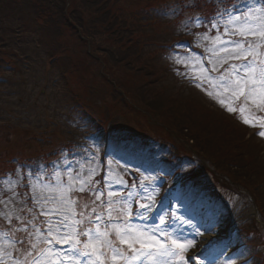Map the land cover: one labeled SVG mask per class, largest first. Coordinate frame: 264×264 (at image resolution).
<instances>
[{
    "label": "rangeland",
    "instance_id": "374dc122",
    "mask_svg": "<svg viewBox=\"0 0 264 264\" xmlns=\"http://www.w3.org/2000/svg\"><path fill=\"white\" fill-rule=\"evenodd\" d=\"M67 1L73 16L69 28L60 10L53 9L57 0L44 4L39 0H0V166L7 170L1 178L7 192L4 194L0 188V226L26 244L31 239L39 249H46L48 244L32 239L28 232L38 230L41 238L52 239L48 227L59 225L66 217L71 222L79 220L82 211L93 217L102 214L109 206V191H114L112 197L122 193L128 197L131 193V198L147 203L141 197L151 194L152 199L159 196L161 188L162 194L166 189L158 176L170 168V146L178 161L186 163L170 160L174 172L189 173L193 180L209 188L220 205L216 203L213 220L204 224L213 225V230L201 227L202 235L195 237L196 248L187 254L201 252L203 264H263L264 136L260 133L264 132V110L260 117L261 109L250 100L232 98L230 92L216 86L229 64L240 61L229 60L222 67L218 65L219 71H210V61L225 55L220 51V41L241 37L231 35V28L226 35L223 23L213 28L208 22H192L193 18L214 17L218 11L213 8L230 10V5L243 7L250 0H201L199 5L195 0L120 1L122 5H107V0ZM179 1L182 3L178 7L175 3ZM90 2L97 9L90 7ZM162 7L183 10L182 16L188 21L182 16L176 19L175 13L161 12ZM199 10L208 11L201 14ZM134 36L138 42L132 40ZM108 40L113 45L107 46ZM57 54L61 58L51 64L49 58ZM127 60L131 63L121 64ZM132 71L143 73L137 78L141 83L147 80L149 85L142 84V92L133 84L124 87L126 99L135 91L131 99L135 111H128L111 78L125 83ZM205 75L208 80L203 78ZM222 98L236 110L229 112L220 103ZM148 103L154 110L146 109ZM106 132L109 141L105 143ZM231 138L251 141L248 150L254 158L245 159L242 171L237 169V163L244 158H233L242 153L233 150ZM217 140H222L219 146ZM154 151L152 155L148 153ZM182 152L186 158H182ZM141 154L160 163V175L140 158ZM69 163L70 168L66 167ZM133 173L140 174L137 183L135 179L131 181ZM17 184L19 190L14 187ZM13 191L17 194L15 203L5 207L2 201ZM67 201L73 202L70 208ZM21 207V215L29 221L28 232L18 230L23 228L21 223L13 230L15 217L11 222L5 219L9 208ZM120 207V203L114 205V209ZM176 208L179 215L190 211L173 209ZM240 212L245 214L242 218ZM151 214L147 223H134L132 228L157 224L160 212ZM116 215L117 212L113 216ZM234 222L239 225L231 236ZM191 233L188 230L184 235L191 239ZM248 233L257 235V242L249 244ZM109 238L117 245L119 239L114 232ZM79 239L83 242L86 238ZM207 240L214 243L203 245ZM6 245L0 238V249ZM122 246L129 249L127 244ZM51 247L66 250L68 245L53 243ZM260 248L258 253L256 249ZM129 252L131 255V249ZM85 260L81 257V264ZM107 264H112L110 256Z\"/></svg>",
    "mask_w": 264,
    "mask_h": 264
},
{
    "label": "snow or ice",
    "instance_id": "6c2138e0",
    "mask_svg": "<svg viewBox=\"0 0 264 264\" xmlns=\"http://www.w3.org/2000/svg\"><path fill=\"white\" fill-rule=\"evenodd\" d=\"M192 22H208L212 24L213 28H217L223 23L226 35L229 34L231 28L233 29L231 35L241 37L237 40L220 41V36L217 35L216 39L220 41V51L225 55L218 57L216 62L210 61L212 63L210 71H219V67L229 60L240 61L238 64H229V67L220 74L216 86L230 92L232 98L243 97L246 102L250 100L252 104L264 110V0H250L243 7L234 4L230 10L224 9L219 12L218 16L210 19L193 18ZM212 51L215 53L216 49L214 48ZM204 71L208 72L209 70L205 69ZM203 78L209 79L207 75ZM209 94L211 95V93ZM220 103L226 106L229 112L236 110L230 103H226V98H222ZM240 110L244 111L243 108ZM245 123H248V120H245ZM260 135L264 136V132H261ZM92 158H94V154ZM66 167L70 168L72 164L69 163ZM80 190H84L83 186ZM93 191L102 192L103 190L93 189ZM16 195L13 191L7 200L2 201L5 207H8L10 202L15 203ZM113 195L114 191H109L108 196L112 197ZM97 199H99V195H97ZM130 199L131 193L127 198L121 197L119 209L111 208L115 202L110 199L106 223L101 213H96L93 217V215L82 211L79 214L80 219H73L71 222L66 217L59 225L48 227L47 233L52 239L41 238L38 230L34 233L28 232L29 221L21 215L24 212L23 207L9 208V212L5 213V219L11 222L15 217L23 225V228L18 230L28 232L29 237L35 235L37 240L42 239L49 247L39 249L37 243L32 242L31 239L27 244L24 239H13L11 250L0 249V264H56V261H59V264H64L65 261H68V264H81V257L86 258L84 264H107L109 256L112 264H119L120 261H123V264H143L145 260L151 261V264H160L161 261L164 264H203L201 252L187 253L190 249L196 248L195 237L202 235L201 227H204L205 231H212L213 225L204 226L194 223L195 218L192 216L187 218L184 215L177 216L176 212L165 209L163 214L157 217V224L133 229L127 219L133 215ZM141 199L146 200L147 203L137 202L138 211L135 215L137 218L147 220L149 217L146 213L159 211V204L151 199V194L141 197ZM72 203V201H67L69 208ZM113 211L117 212L115 217L112 215ZM92 212L95 213L94 208ZM176 222H178V226L169 232V227ZM93 224L96 227H92ZM102 224L104 230H101ZM77 226L82 227L77 230ZM184 227L192 230L191 239L183 235ZM54 231L55 235H53ZM111 232L115 233L121 245H128L131 255L114 244L109 238ZM80 236L86 239L82 242L79 239ZM53 243L67 244L68 247L66 250L64 248L57 250L51 247ZM212 243L214 241L208 242L209 245ZM17 244L20 246L19 248H16ZM136 245L139 247L137 248Z\"/></svg>",
    "mask_w": 264,
    "mask_h": 264
},
{
    "label": "bare ground",
    "instance_id": "6f19581e",
    "mask_svg": "<svg viewBox=\"0 0 264 264\" xmlns=\"http://www.w3.org/2000/svg\"><path fill=\"white\" fill-rule=\"evenodd\" d=\"M182 158H186L185 155L180 153ZM180 160L178 157H174L171 160V163H177ZM180 164H186L185 162H179ZM8 164V163H7ZM1 167V166H0ZM153 167L155 168L156 175L161 173V168L159 167V163L153 164ZM4 168L1 167L0 170V184H1V178L7 174V170H3ZM163 169V167H162ZM164 171V169H163ZM161 177V182H164V185H166L165 193L163 190L162 194V188L161 192L159 191V196L152 198L156 201L157 204H159V207H169L175 208V207H183V208H189L190 214H194L193 217L195 218V223L199 224H205V218H209L210 220H213L212 217L209 215H205V213L210 212V201L206 198L205 192L207 190L206 186H204L202 183L197 182L193 180V177L188 173L184 175H180L179 172H174L173 168L168 170L165 174L161 173L159 176ZM4 188V187H3ZM162 201V203H161ZM200 203V205H198ZM219 207V206H218ZM224 211H227L228 208L226 205H223ZM217 211V209H216ZM241 218L245 215L244 213L240 212ZM228 229L230 226H227ZM232 227V224H231ZM210 240H213V237L210 238ZM209 240L204 242L203 245L207 244ZM257 250V249H256Z\"/></svg>",
    "mask_w": 264,
    "mask_h": 264
},
{
    "label": "trees",
    "instance_id": "16d2710c",
    "mask_svg": "<svg viewBox=\"0 0 264 264\" xmlns=\"http://www.w3.org/2000/svg\"><path fill=\"white\" fill-rule=\"evenodd\" d=\"M120 1H127V3L129 2V3H133V1H137V0H107V5L109 4V3H113L114 5H116L117 3H119V4H124V2H120ZM45 2H47V0H39V3L40 4H44ZM57 2H58V4H59V6H58V4L55 2V4H54V8L53 9H55V10H60V13H61V15H62V17L64 18V19H66V20H68V22L66 23V25H67V27L69 28L71 25H72V23H71V18L70 17H73L70 13H69V10H68V6L67 5H69V3H68V1L66 2V0H57ZM52 4H53V2H52ZM60 4H61V6H60ZM131 5V7H134L135 5H137V4H130ZM67 6V7H66ZM90 7H94V8H96L95 7V4H93L92 2H90ZM164 7H162V9H163ZM97 9V8H96ZM71 10H73V9H71ZM119 10H121L120 8H119ZM125 10H132V9H125ZM164 11H166V9H164ZM106 40V39H105ZM132 40L134 41V42H138L139 41V39L137 38V37H133L132 38ZM106 44H107V46H110V45H113V44H111L110 42H109V40L108 41H106ZM57 48H54V52H57V50H56ZM59 58H61V54H57V56H56V58H49V61H50V63L51 64H53V62L52 61H56L57 59H59ZM136 62V61H135ZM131 63V60H127V61H121V64L122 65H128V64H130ZM131 67H134V65H132ZM136 69L134 68V70L133 71H135ZM129 72V74H127V76H126V78L128 79L125 83H123L122 81H120V80H115L114 79V77L112 76V80H111V83L115 86V88H118L120 91H119V93L121 94V101L122 102H125V104L127 105V107H126V109L129 111L130 109L132 110V111H135L134 109H133V103L131 104V99H133V97H134V95H135V91H133V94L132 95H130L127 99L125 98L126 97V95H125V92L123 91V90H126V89H124V87L126 86V85H136V90L137 91H139V92H142V90L144 89V88H142V84H145V85H149L148 83H145V82H147V80H145L143 83H141V78H137L139 75L140 76H143V73L141 74V72H139V74L137 73V72ZM137 71V70H136ZM123 94V95H122ZM146 106V105H145ZM150 107V108H147V107ZM147 107H146V109H151V110H154V109H152V107H151V105L148 103L147 104ZM222 134V133H221ZM233 137V136H232ZM232 140H233V138H231ZM243 139H241V140H238V139H235L234 138V140H233V143H232V148H234V144H235V142L237 141V142H240V141H242ZM222 143V140H217V146H219L220 144ZM243 144V143H242ZM228 145H230L228 148H230L231 147V143L229 142L228 143ZM244 145V144H243ZM236 148H238V147H236ZM240 152H242L243 153V155L244 156H233V158L234 159H243V158H246V159H250L251 157H252V153H250L249 152V150H248V147H247V149H245V151H244V149H240L239 150ZM244 160L245 159H243V160H240L239 162H241V163H243L244 162ZM254 162V161H253ZM251 163V162H250Z\"/></svg>",
    "mask_w": 264,
    "mask_h": 264
}]
</instances>
